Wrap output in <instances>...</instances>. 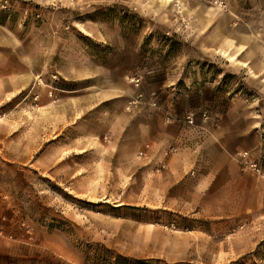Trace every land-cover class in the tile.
Instances as JSON below:
<instances>
[{
    "label": "rangeland",
    "instance_id": "rangeland-1",
    "mask_svg": "<svg viewBox=\"0 0 264 264\" xmlns=\"http://www.w3.org/2000/svg\"><path fill=\"white\" fill-rule=\"evenodd\" d=\"M208 1L0 0V84L24 85L18 93L1 91L0 264H200L199 252L192 262H168L187 232L214 229L215 238H223L245 225L264 227V219L211 221L153 207L142 186L139 191L137 173L110 153L104 136L82 130V138L90 137L80 151H63L51 126L64 109L56 101L71 96L59 85L73 83L91 85L99 100L112 87H123V98L139 99L136 105L144 100L161 109L169 101L164 115L175 117L208 116L203 98L212 84L225 93L222 106L228 93H241L253 96L260 111L264 75L245 74L242 56L252 53L255 37L249 27L237 26L238 36L251 42L234 48L217 41L214 25L224 15L237 19L232 5L254 2L220 0L227 5L221 9ZM231 30L226 28V39ZM235 50L240 53L232 57ZM77 72L92 78L73 81ZM28 74L36 87L28 86ZM132 77L141 79L139 87ZM130 102L129 109L136 106ZM110 111L112 102H102L81 122L103 135ZM253 254L251 261L230 264H264V240Z\"/></svg>",
    "mask_w": 264,
    "mask_h": 264
},
{
    "label": "crops",
    "instance_id": "crops-1",
    "mask_svg": "<svg viewBox=\"0 0 264 264\" xmlns=\"http://www.w3.org/2000/svg\"><path fill=\"white\" fill-rule=\"evenodd\" d=\"M252 1L254 5L248 8L232 5L231 13L237 19L222 16L214 24L215 34L219 43L229 41L238 48L241 44L250 43L251 38H240L236 27H249L259 48L256 45L251 54L242 55L244 63L248 64L244 73L264 75V0ZM226 28H232V37L227 39L224 35ZM254 29L255 33H252ZM221 50L228 53L224 47ZM238 53L235 50L231 56ZM78 72L71 77L73 81L91 80L92 76L82 77ZM30 85L36 87L37 82L28 74ZM75 85H59V91L69 93L71 96L67 99L71 100L62 97L56 101L58 109L61 106L64 109L57 111L51 124L63 151H80L81 143L90 135L85 133L90 130L94 137L104 136L109 142L107 149L110 153L127 164V170L137 173V186H142V194L147 196L145 202L153 207H167L186 217L211 221L248 218L257 224L264 219V177L253 173L246 164L250 161L262 165L261 160L264 159V107L258 111L253 96L228 93L225 107L221 105V96L225 93L212 84L208 85L203 98L208 119L195 117L196 125L189 126L182 116H177L172 123L164 120V112L171 108L169 101L161 103V109L149 107L144 100L129 109L130 101L123 98L127 89L123 87H112L107 92L108 98L99 100L91 85ZM23 89V83L12 80L0 84V102L5 100L1 91L18 93ZM170 89L177 88L170 86ZM81 91L84 92L82 95H75ZM261 95L259 101L264 99V92ZM172 97L176 96L173 94ZM105 101H111L115 111H110L104 118L105 128L102 129L105 132L98 135L97 127L93 129L85 125L81 118ZM116 106L126 107L129 112ZM82 130H85L83 138L80 135ZM2 139L0 135V141ZM166 151H171L168 157L164 156ZM244 153L248 158L242 157ZM162 162L166 169L158 172ZM214 235V229L200 228L187 232L186 243L179 253L167 257L168 262H192L198 252L200 264H230L240 259L251 261L259 242L264 240V227L257 230L250 224L228 232L223 238H215ZM158 257L166 258L165 255Z\"/></svg>",
    "mask_w": 264,
    "mask_h": 264
},
{
    "label": "built area",
    "instance_id": "built-area-1",
    "mask_svg": "<svg viewBox=\"0 0 264 264\" xmlns=\"http://www.w3.org/2000/svg\"><path fill=\"white\" fill-rule=\"evenodd\" d=\"M208 2H211L213 5L218 6L221 9H226L227 8V5L223 1H220V0H209ZM177 7H178V10H180V5L178 3H177ZM130 81L132 83H135V85L137 87H139L140 84H141V79L139 77H132L130 79ZM139 98H143V95L142 94L139 95ZM138 102H139V99L132 100L130 102V105H132V106L136 105ZM152 105L155 107L157 104L155 102H153ZM203 118L205 120L208 119L207 116H204ZM164 120L166 122H168V123H172V122H174L176 120V117L171 115V114L166 113L164 115ZM195 121H196V119H195V116H193V115H188V116L185 117V122L189 126H195L196 125ZM170 153H171V151H166L164 156L168 157L170 155ZM243 157L244 158H248V154L244 153ZM246 164H247V166L250 168V170L252 172H254L255 174H257V175H259L261 177H264V167L260 166L257 162L247 161ZM164 169H166V164L164 162H162V163L159 164V166L157 168V171L159 172V171L164 170Z\"/></svg>",
    "mask_w": 264,
    "mask_h": 264
},
{
    "label": "bare ground",
    "instance_id": "bare-ground-1",
    "mask_svg": "<svg viewBox=\"0 0 264 264\" xmlns=\"http://www.w3.org/2000/svg\"><path fill=\"white\" fill-rule=\"evenodd\" d=\"M172 1H174V0H172Z\"/></svg>",
    "mask_w": 264,
    "mask_h": 264
}]
</instances>
